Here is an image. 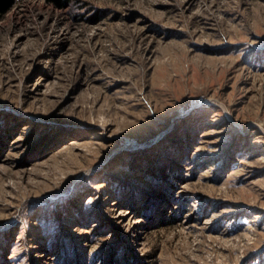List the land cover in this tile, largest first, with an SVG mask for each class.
Instances as JSON below:
<instances>
[{
	"label": "rangeland",
	"instance_id": "374dc122",
	"mask_svg": "<svg viewBox=\"0 0 264 264\" xmlns=\"http://www.w3.org/2000/svg\"><path fill=\"white\" fill-rule=\"evenodd\" d=\"M0 10V264H264V0Z\"/></svg>",
	"mask_w": 264,
	"mask_h": 264
},
{
	"label": "trees",
	"instance_id": "16d2710c",
	"mask_svg": "<svg viewBox=\"0 0 264 264\" xmlns=\"http://www.w3.org/2000/svg\"><path fill=\"white\" fill-rule=\"evenodd\" d=\"M59 5H63L64 1L63 0H53ZM12 0H0V10L5 11L11 6Z\"/></svg>",
	"mask_w": 264,
	"mask_h": 264
}]
</instances>
